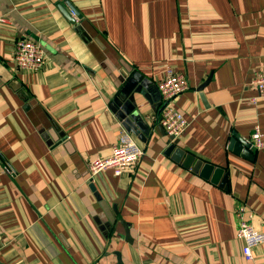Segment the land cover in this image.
<instances>
[{
    "label": "crops",
    "instance_id": "1",
    "mask_svg": "<svg viewBox=\"0 0 264 264\" xmlns=\"http://www.w3.org/2000/svg\"><path fill=\"white\" fill-rule=\"evenodd\" d=\"M67 1L80 18L63 0H0V264H264V243L246 260L236 235L239 203L264 229V147L230 145L255 126L264 138V0ZM18 38L44 49L39 71L13 66ZM166 66L189 84L172 100L188 121L177 145L221 167V185L163 153ZM129 81L149 134L129 132L143 155L98 174L97 197L87 164L116 142Z\"/></svg>",
    "mask_w": 264,
    "mask_h": 264
},
{
    "label": "built area",
    "instance_id": "2",
    "mask_svg": "<svg viewBox=\"0 0 264 264\" xmlns=\"http://www.w3.org/2000/svg\"><path fill=\"white\" fill-rule=\"evenodd\" d=\"M46 61L45 51L38 42L28 38H18L13 43L11 62L16 70L25 73L37 72ZM252 85L256 90V95L251 99V102L255 103L258 98H264V68L256 72L252 79ZM157 88L161 100L157 121L167 136L179 138L188 121L173 106L172 100L189 88L188 80L184 74L175 72L170 66H166L164 76L158 82ZM245 143L248 144L249 149L259 150L264 147V138L257 126L254 127ZM142 155V147L128 131L122 128L107 155L97 156L89 160L87 180L93 183L97 175L106 169H112L116 176L128 173L136 166ZM236 216L238 217L236 235L243 242L242 254L246 260H252L253 248L264 243V229L258 230L251 225L249 219L253 214L242 203L236 206Z\"/></svg>",
    "mask_w": 264,
    "mask_h": 264
},
{
    "label": "water",
    "instance_id": "3",
    "mask_svg": "<svg viewBox=\"0 0 264 264\" xmlns=\"http://www.w3.org/2000/svg\"><path fill=\"white\" fill-rule=\"evenodd\" d=\"M63 3L72 10L76 17H81V14L67 0H63ZM58 7L65 14L67 19H69L70 22L74 23V18L70 15V13L64 10L62 5H59ZM133 76H136V74ZM130 81L120 90V92L116 94L112 101L111 109L116 114V119L121 123L123 128L126 131L137 135V138L143 141L149 134L150 128L148 125L144 124L142 118L140 119L138 115L139 112L136 111L137 102L133 93L134 91L132 93L130 91ZM203 86L204 84H201L198 87V90H200ZM121 101L123 102V104L121 103ZM177 144V138L168 136L167 146L164 149L163 153L165 155H169L176 162H180L183 167L190 169L194 173H198L205 179H209L212 183H219L220 185L222 184L221 177L223 172L221 167L215 166L208 162H203L201 159L195 158L194 155L186 152ZM230 145L236 152H239L242 156L246 158H252L247 143L243 141L241 143L232 141ZM90 186L95 192L96 196L99 197L98 192L95 191L94 185L91 183Z\"/></svg>",
    "mask_w": 264,
    "mask_h": 264
}]
</instances>
